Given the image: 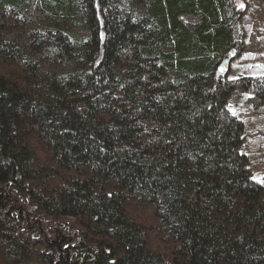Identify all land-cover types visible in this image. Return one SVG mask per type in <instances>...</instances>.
Wrapping results in <instances>:
<instances>
[{"label":"trees","instance_id":"obj_1","mask_svg":"<svg viewBox=\"0 0 264 264\" xmlns=\"http://www.w3.org/2000/svg\"><path fill=\"white\" fill-rule=\"evenodd\" d=\"M143 1L0 0L2 264H264V179L227 104L264 76L221 69L241 10Z\"/></svg>","mask_w":264,"mask_h":264},{"label":"rangeland","instance_id":"obj_2","mask_svg":"<svg viewBox=\"0 0 264 264\" xmlns=\"http://www.w3.org/2000/svg\"><path fill=\"white\" fill-rule=\"evenodd\" d=\"M241 10L239 23L235 21L237 33L242 29L243 45L232 48L230 60L224 62L222 71L227 68L226 79L264 76V0H234ZM120 9L133 8L143 13V0H113ZM238 17V15H237ZM186 24L196 21L190 14H182ZM241 27V29H239ZM236 33V29H235ZM236 40V39H235ZM227 104L244 121L243 140L240 149L250 158L252 178L264 179V93L260 87L245 80L227 97ZM0 264L2 262L0 261Z\"/></svg>","mask_w":264,"mask_h":264}]
</instances>
